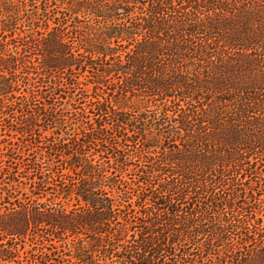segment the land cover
I'll use <instances>...</instances> for the list:
<instances>
[{
	"label": "trees",
	"instance_id": "obj_1",
	"mask_svg": "<svg viewBox=\"0 0 264 264\" xmlns=\"http://www.w3.org/2000/svg\"><path fill=\"white\" fill-rule=\"evenodd\" d=\"M0 122V264H264V0H0Z\"/></svg>",
	"mask_w": 264,
	"mask_h": 264
},
{
	"label": "rangeland",
	"instance_id": "obj_2",
	"mask_svg": "<svg viewBox=\"0 0 264 264\" xmlns=\"http://www.w3.org/2000/svg\"><path fill=\"white\" fill-rule=\"evenodd\" d=\"M36 62V61H35ZM18 79H21V75L18 77ZM39 77L34 76L33 77V82L36 83L35 87L33 89H31V91L35 92L41 89V87H37L39 84H37ZM82 80V78L80 79ZM21 89H24L23 86H21ZM46 88H43V90H45ZM37 94V92H36ZM37 100V104L39 105V103L44 102L43 99L40 98V96H38ZM85 100V99H84ZM87 101V100H86ZM69 104H75L70 103V100H62L60 99V102L57 104V112H58V117L62 118L65 122L70 123L71 120V114H70V107ZM79 107V104H76ZM86 104H82L80 105V107L85 106ZM18 115V114H17ZM14 126L16 127H20L19 125H16V122L13 123ZM30 134V133H29ZM25 135L21 138V141L15 139V134L12 132L8 131V125H6L4 122L1 123L0 122V135L2 136L1 138L4 140V150L2 151L4 154H7V150H12L14 152V154L16 156H20V158H22L23 160H25L24 164H27L29 161L33 162V161H37L38 163H43V159L41 160V150L38 147L39 145H37V142L35 141V138H37L38 134H40V132L38 133L36 130V133L33 134V136L30 135ZM42 135L44 136H48L47 133H43ZM49 137V136H48ZM6 148V149H5ZM56 161V160H54ZM14 161H11V163H13ZM22 162V161H21ZM45 166V165H43ZM264 175V171L262 172ZM245 182V180H244ZM261 211L262 214H264V203L260 204V206L258 207Z\"/></svg>",
	"mask_w": 264,
	"mask_h": 264
}]
</instances>
